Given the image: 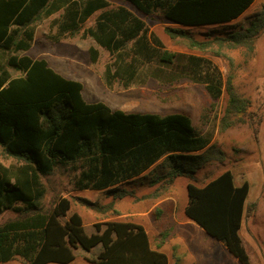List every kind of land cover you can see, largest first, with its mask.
Instances as JSON below:
<instances>
[{
    "label": "trees",
    "instance_id": "trees-1",
    "mask_svg": "<svg viewBox=\"0 0 264 264\" xmlns=\"http://www.w3.org/2000/svg\"><path fill=\"white\" fill-rule=\"evenodd\" d=\"M127 1L148 15L160 12L170 23L166 33L185 39L191 49L205 50L217 42L221 47L245 48L251 55L264 31V11L248 26L214 40H199L186 28L233 21L255 0ZM56 13L52 26L59 36L82 33L108 51L103 78L109 87L187 79L204 84L214 100L224 92L223 73L212 59L168 49L125 5L108 0H0V146L19 161L6 165L0 160V216L8 210L15 213L0 222V262L20 256L28 264H68L76 257L75 249L90 251L100 244L97 256L87 258L93 264H168L167 254L151 246L141 224L100 221L94 224L95 232L87 233L81 214L71 211V197L56 196L45 207L43 178L60 164L73 163L79 169L74 189H109L123 198L128 191L117 184L151 167L163 171L151 184L163 180L171 184L180 176L193 179L214 159L211 137L183 112H128L104 101L88 102L81 81L65 77L44 58L23 54L34 41L36 20ZM90 54L97 61L96 47ZM10 68L22 74L12 76ZM226 89L225 127L233 117L244 120L251 104L231 81ZM249 191L250 183L237 185L230 169L204 185L187 184V216L222 241L242 264H252L240 234ZM75 197L92 209H108Z\"/></svg>",
    "mask_w": 264,
    "mask_h": 264
},
{
    "label": "rangeland",
    "instance_id": "rangeland-1",
    "mask_svg": "<svg viewBox=\"0 0 264 264\" xmlns=\"http://www.w3.org/2000/svg\"><path fill=\"white\" fill-rule=\"evenodd\" d=\"M108 1L112 5H125L141 16L150 30L162 39L168 49L195 53L212 59L224 76L225 86L221 97L214 100L204 84L187 79L172 84H163L158 80L150 79L143 85L129 88H124L118 83L109 87L103 78L105 64L110 57L108 51L98 46L91 37L83 36L82 33L75 36H59L56 27L52 26V20L58 17L59 13L42 16L36 20L34 41L31 48L23 54L32 58L46 59L58 71L81 81L87 98L102 100L114 109L160 114L183 112L189 115L193 124L211 137V145H214L216 154H214V159L205 164L193 179L189 177L181 179L202 185L226 169H230L237 184L244 180L250 183L247 210L240 234L251 263L264 264V31L257 39L251 55L245 48L221 47L217 42H213L205 50L191 49L185 39L172 38L166 33L165 26L170 23L160 12L148 15L127 0ZM263 11L264 0H255L242 15L233 21L186 28L199 40H214L216 37H226L248 26ZM94 17L87 21V26L93 23ZM92 46L99 50V57L95 62L92 61L90 54ZM10 70L13 76L22 74L14 68ZM228 81L232 82L238 94L249 98L251 104L244 120L233 117L231 118L232 121L234 120L233 123L225 127L223 118L228 100L226 89ZM0 160L6 165L19 164V161L6 154L1 146ZM75 167L76 164L73 163L60 164L52 174L43 178L46 186V196L43 199L45 207L51 206L54 198L60 195L73 199L71 211L83 208L84 204L75 199L77 192L73 190V179L79 172V169ZM162 172V169L157 168L140 177L137 183L140 186L142 182L150 181ZM176 180L178 178L171 184L163 180L159 183V188L169 192L172 185L178 182ZM178 184L182 185L181 181ZM123 187L126 188L127 185ZM139 188L142 192L141 187ZM176 196L180 201V196L178 194ZM99 198L103 200H99L97 204L103 206L113 199L102 193ZM13 217H15L13 211H5L0 216V222ZM88 230L90 231L91 228L89 227ZM100 249L101 245L90 251L79 247L75 250L76 258L68 264H91L86 258L96 257ZM225 251L226 264H242L227 249ZM0 264L28 263L22 257L17 256L10 261L0 262Z\"/></svg>",
    "mask_w": 264,
    "mask_h": 264
},
{
    "label": "crops",
    "instance_id": "crops-1",
    "mask_svg": "<svg viewBox=\"0 0 264 264\" xmlns=\"http://www.w3.org/2000/svg\"><path fill=\"white\" fill-rule=\"evenodd\" d=\"M54 69L58 71L56 68ZM58 72L65 77L76 79L60 71ZM82 93L88 102L102 101L87 98L84 86ZM152 169L153 167L133 179L117 184L121 188H124L123 185H127L124 189L128 191V194L123 198H116L109 192V189H73L77 192L76 196L95 203L103 200L99 198L100 193L113 198L107 204V210H96L86 205H83L82 209L74 210L81 214L86 232H95L96 228L94 224L100 221H131L143 225L149 236L151 246L167 254L168 264H226L225 250L227 248L224 243L207 233L199 224L188 217L185 212L188 203L187 184L189 180L181 178H185L186 176L178 177V180H176L178 182L172 185L169 192L166 189H160L159 183L151 184L150 181L142 182V185L139 186L137 180L148 172L151 173ZM179 181L182 184L180 186L178 184ZM138 186L141 187L142 192H140ZM177 194L180 196V201L176 196ZM89 227L91 228L90 231L88 230ZM229 253L231 252L229 251ZM231 255L233 254L231 253Z\"/></svg>",
    "mask_w": 264,
    "mask_h": 264
}]
</instances>
